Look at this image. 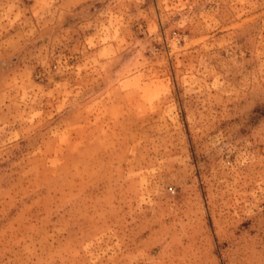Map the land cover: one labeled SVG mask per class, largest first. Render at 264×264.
<instances>
[{"label":"rangeland","instance_id":"374dc122","mask_svg":"<svg viewBox=\"0 0 264 264\" xmlns=\"http://www.w3.org/2000/svg\"><path fill=\"white\" fill-rule=\"evenodd\" d=\"M0 264H264V0H0Z\"/></svg>","mask_w":264,"mask_h":264}]
</instances>
